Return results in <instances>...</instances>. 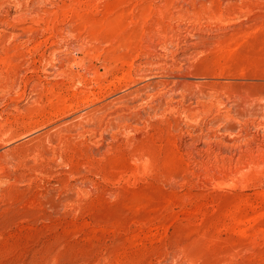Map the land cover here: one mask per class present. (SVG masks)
<instances>
[{
  "label": "rangeland",
  "instance_id": "1",
  "mask_svg": "<svg viewBox=\"0 0 264 264\" xmlns=\"http://www.w3.org/2000/svg\"><path fill=\"white\" fill-rule=\"evenodd\" d=\"M0 264H264V0H0Z\"/></svg>",
  "mask_w": 264,
  "mask_h": 264
},
{
  "label": "bare ground",
  "instance_id": "2",
  "mask_svg": "<svg viewBox=\"0 0 264 264\" xmlns=\"http://www.w3.org/2000/svg\"><path fill=\"white\" fill-rule=\"evenodd\" d=\"M1 230H2V225H0V232H1ZM0 236H1V233H0ZM1 238V237H0Z\"/></svg>",
  "mask_w": 264,
  "mask_h": 264
}]
</instances>
